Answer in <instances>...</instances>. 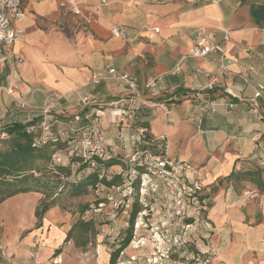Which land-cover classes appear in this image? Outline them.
<instances>
[{"label": "crops", "instance_id": "crops-1", "mask_svg": "<svg viewBox=\"0 0 264 264\" xmlns=\"http://www.w3.org/2000/svg\"><path fill=\"white\" fill-rule=\"evenodd\" d=\"M73 2L80 14L68 0H22L23 15L12 20L21 34L14 49L22 63H0V83L12 71L9 83L26 92L28 107L19 108L2 92L0 113L16 107L15 116L7 113L10 121L25 122L55 92L60 97L57 114L72 117L80 108L79 93L102 102L129 96V85L110 78L109 68L133 75L145 102L138 115L157 139L155 149L196 165L189 171L192 178L219 186L208 218L218 226L229 218L236 229L237 247L224 253L228 264H264V163H257L254 155L258 141L264 140V92L257 105L252 101L256 86L264 85V0ZM117 25L125 37L113 35ZM199 28L216 31L222 60L212 54L191 56ZM206 100L216 103L213 110L210 104L205 108ZM119 122L129 144L130 123ZM104 126L111 140H120L119 123L106 121ZM234 173L243 175L241 189L256 190L246 213L244 201L228 184ZM16 237L5 235L7 243L0 245ZM27 253L26 246L24 257L5 249L0 264H29L33 259ZM49 254V249L42 250L37 260L47 263Z\"/></svg>", "mask_w": 264, "mask_h": 264}, {"label": "rangeland", "instance_id": "rangeland-1", "mask_svg": "<svg viewBox=\"0 0 264 264\" xmlns=\"http://www.w3.org/2000/svg\"><path fill=\"white\" fill-rule=\"evenodd\" d=\"M11 74L12 71L6 83H0V94L6 93L16 104L5 88L11 86ZM15 109L10 113H0L1 131H5L3 128L11 122L9 116H15ZM75 114L72 117H62L57 112L54 114L61 121L55 126V133L63 140L66 136L62 134L69 130L66 124L74 125ZM84 121L89 125L90 119L85 118ZM106 121L109 120L101 123L103 142L108 152L114 154V158L110 159L116 163L106 166L107 160L97 162L102 158L93 164L80 156L67 157V143L62 139L56 142L52 147L65 156V162L54 163L53 153L49 160L38 162L40 171L32 179L39 181L43 188L39 192L22 193L0 202V243L6 242L5 235L11 240L17 235L11 244L0 245V248L3 247L0 252L7 249L14 257H24L21 253L26 246L27 258L33 259L29 264H228L229 259L224 253L237 247L239 237L235 235L236 229H232L229 218L222 226L211 223L208 218L210 208L219 196V186L205 185L201 179L203 190L192 193L188 189L193 179L191 175L186 181L185 191L171 181L160 180L157 174L147 169L140 168L133 173L135 166L131 156L137 148L133 140L134 126L147 125L140 117L129 120L131 132L128 144L123 140L124 130L119 120L114 123H119L120 140H111L106 135ZM58 125L62 129H58ZM149 133L153 140L145 146L153 153L161 154L164 150L155 149L157 139ZM3 139L0 156L13 145V137L9 133ZM164 156L171 158L169 153ZM48 166L53 167V171L66 168L60 170V175L49 172ZM242 177L237 173L228 184L236 189L237 198L244 201L246 213L251 197L246 193L250 189H241ZM224 183L218 182L220 186ZM228 196L226 194L225 197ZM43 203L54 206L42 211ZM135 207L139 211L131 223ZM220 230L225 233L219 234ZM130 232V242L124 246ZM43 241L46 246H43ZM45 249H49L50 253L48 262L41 263L37 258ZM116 250L117 259L112 262L111 254Z\"/></svg>", "mask_w": 264, "mask_h": 264}, {"label": "built area", "instance_id": "built-area-1", "mask_svg": "<svg viewBox=\"0 0 264 264\" xmlns=\"http://www.w3.org/2000/svg\"><path fill=\"white\" fill-rule=\"evenodd\" d=\"M22 0H0V63L6 64L12 59H15L17 63H22V58L17 56L14 44L21 39V34L15 30L12 25V20L14 18H19L23 15L21 8ZM72 6V10L76 14H80L81 8L79 5L75 4L73 0H68ZM107 0H102V3H106ZM113 35L118 37H125V30L121 25H117L112 29ZM217 33L216 31H205L201 28L197 29V36L194 40V45L191 49V56L193 57H205L207 55H214V59L218 56L221 57V46L216 41ZM229 39L228 32L224 34V40ZM220 60V67L222 71H226V65ZM110 78L119 79L127 83L131 89L129 96H123L119 99H115L106 104L98 101L96 99H90L88 96L79 93L81 96L80 106L81 111L77 112L74 115V125L66 124L69 130L64 132L61 136L56 135L55 126L59 124L60 119L54 114L56 113V107L59 100V95L55 92L48 95V101L44 106L39 110L38 115L29 114L24 124H26V130L28 133L37 134L39 137H36L33 145L35 147H41L44 143L49 141L58 142L62 139L67 143L65 154L67 157L70 156H80L86 160L92 161L93 164L96 161V158L110 159L114 158V154L108 152V148L104 144L103 132L101 123L105 120L111 122L116 121H129L139 118L138 111L142 109V104H144V98L139 92V84L133 75L127 72H119L115 67H111L108 70ZM99 77H95L97 82ZM149 86H155V81H151ZM0 85V89H1ZM8 89V93L12 95L16 104L21 109H27L28 101L26 98V92L22 89L11 85L5 87ZM264 85L258 84L256 86V91L254 93V98L252 101L256 103V99L263 97ZM201 92L195 94L196 97H200ZM206 105L214 109V101L206 100ZM230 107H234L233 103L229 104ZM105 106V107H102ZM255 111H258L254 108ZM262 117V116H261ZM85 118L90 119L89 125H86ZM85 123V124H84ZM72 124V123H71ZM135 135L133 140L136 149L134 150L131 156V162L134 164L135 169L133 173H137V169L144 168L155 175H158L160 180L171 181L175 186L180 187L186 191V181L190 178V170H193L195 167L188 161H181L169 158L164 156L167 151L161 152V154H155L150 148H147L145 145L148 144V141L153 139L150 137L149 129L145 125H135ZM4 129V128H3ZM8 133L0 130V138H6ZM165 139V135L161 137ZM116 155V154H115ZM255 161L259 164L264 163V140H259L256 146V151H254ZM53 162L56 164L64 163L65 156L58 151H54L52 154ZM132 174V173H131ZM204 185L199 177H194L191 183L188 186V189L192 193H197L203 190ZM189 193V194H192ZM247 195L249 197L254 196L256 190L250 189L247 190ZM206 204V201H202ZM45 246V245H43ZM134 260V259H133Z\"/></svg>", "mask_w": 264, "mask_h": 264}, {"label": "trees", "instance_id": "trees-1", "mask_svg": "<svg viewBox=\"0 0 264 264\" xmlns=\"http://www.w3.org/2000/svg\"><path fill=\"white\" fill-rule=\"evenodd\" d=\"M7 126V127H6ZM4 129L13 137V145L7 150L4 154L0 156V202L13 197L20 193H26L30 191L39 192L43 187L39 181H33L32 177L37 171H40V168L37 166L40 160H49L51 154L55 150L52 146L56 142L49 141L44 143L41 147H35L33 142L36 137H39V133L31 134L26 130V124L11 122L8 123ZM4 140L0 138V142ZM6 140V139H5ZM54 142V143H52ZM98 158H96L97 160ZM102 160H107L106 166H112L116 161L112 159H100L97 161L101 163ZM118 163V162H117ZM49 172H55L62 175V171L66 167H61L59 170L53 171V167L48 166ZM68 169V168H67ZM45 174V173H43ZM236 174V173H234ZM233 174V175H234ZM104 182L110 184L109 181L104 179ZM54 204L43 203L42 211H47L51 209ZM138 208H133L132 211V220L134 222L135 215L138 212ZM132 233L130 232L125 240L124 246L130 242ZM118 250L112 252L111 261L114 262L117 259Z\"/></svg>", "mask_w": 264, "mask_h": 264}, {"label": "bare ground", "instance_id": "bare-ground-1", "mask_svg": "<svg viewBox=\"0 0 264 264\" xmlns=\"http://www.w3.org/2000/svg\"><path fill=\"white\" fill-rule=\"evenodd\" d=\"M51 239V238H50ZM49 241V240H48ZM44 245L46 246V243L43 241Z\"/></svg>", "mask_w": 264, "mask_h": 264}]
</instances>
